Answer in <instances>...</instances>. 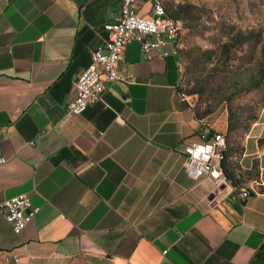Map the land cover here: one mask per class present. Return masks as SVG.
<instances>
[{
  "label": "crops",
  "instance_id": "crops-1",
  "mask_svg": "<svg viewBox=\"0 0 264 264\" xmlns=\"http://www.w3.org/2000/svg\"><path fill=\"white\" fill-rule=\"evenodd\" d=\"M120 11L121 0H0V202L27 195L39 209L18 235L0 213V254L17 264H264V149L245 143L226 159L251 192L243 201L231 181L217 190L187 175L184 147L203 140L204 121L181 93L179 49L147 60L128 43L119 73L133 83L107 84L66 116ZM136 14L150 18V4L138 1Z\"/></svg>",
  "mask_w": 264,
  "mask_h": 264
},
{
  "label": "rangeland",
  "instance_id": "rangeland-1",
  "mask_svg": "<svg viewBox=\"0 0 264 264\" xmlns=\"http://www.w3.org/2000/svg\"><path fill=\"white\" fill-rule=\"evenodd\" d=\"M164 6L169 13L181 7L190 10V21L174 18L182 23L177 41L182 64L180 89L192 101L195 111H212L203 119L202 130L214 125L224 137L225 149L219 165L227 146L233 154L240 153L245 143L249 152L257 151V146L264 149V81L257 89L245 88L255 74L264 46V0H164ZM227 36L234 38L233 51L225 67H216ZM192 91L200 94L191 95ZM229 118L235 127L232 132H228ZM228 181L225 178L223 186ZM239 189L235 187L236 191ZM240 190L249 193L245 199L251 196L248 189ZM0 264L17 263L0 254ZM67 264L100 263L79 256Z\"/></svg>",
  "mask_w": 264,
  "mask_h": 264
},
{
  "label": "built area",
  "instance_id": "built-area-1",
  "mask_svg": "<svg viewBox=\"0 0 264 264\" xmlns=\"http://www.w3.org/2000/svg\"><path fill=\"white\" fill-rule=\"evenodd\" d=\"M144 1L151 6V17L142 18L136 14V4ZM107 38L103 46L94 51L90 64L77 78L73 99L68 103L66 116L81 115L89 105L101 100L105 85L124 82L119 73V64L123 59L125 47L130 42L138 44L147 60H151L155 50H161L163 57L173 55V38H177L182 23H173L164 19L157 10L156 0H121V11L117 18L105 25ZM211 129L202 130L201 142H194L184 147V168L187 175L198 180L208 178L215 189L225 184L218 159L221 157L223 135ZM6 158L0 153V165ZM241 200L249 193L237 190ZM38 207L32 205L27 195H18L0 202V213L11 226L14 234H20L38 213ZM17 263V259H13Z\"/></svg>",
  "mask_w": 264,
  "mask_h": 264
},
{
  "label": "trees",
  "instance_id": "trees-1",
  "mask_svg": "<svg viewBox=\"0 0 264 264\" xmlns=\"http://www.w3.org/2000/svg\"><path fill=\"white\" fill-rule=\"evenodd\" d=\"M166 12H167L168 16L173 17V18L183 19L185 22L190 21L191 18H192L190 10H188L186 8H183V7H181V9L176 10V11H174L172 13H169L168 10H166ZM232 38L227 36V41L221 45L220 54H221V58L222 59H219L220 62L217 63L216 67L220 66L221 68H223V67H225L228 64L229 55L233 51V46H234L233 44H231V42L234 40V38L233 39ZM207 60H209V57L207 58ZM263 81H264V46L261 47V49H260V59H259L257 65L255 67V74L253 75L251 80L248 83L245 84V88L247 90L257 89L263 83ZM190 94L191 95H197V94H200V92L192 91V92H190ZM211 112L212 111H210L209 109H206L205 111H202V112H197V111L194 110V114H195V117H196L197 120L204 119L205 117L210 115ZM233 130H235V127L233 126L232 119L229 118L228 132H232ZM232 153H234V152H232L231 147L227 146L225 152L223 153V159L221 161L220 166H221V170H222V173L224 174L225 178L227 180L231 181L232 185H234L236 187V185L234 183V180H233V173H232V171L229 170V165L226 162V159Z\"/></svg>",
  "mask_w": 264,
  "mask_h": 264
},
{
  "label": "bare ground",
  "instance_id": "bare-ground-1",
  "mask_svg": "<svg viewBox=\"0 0 264 264\" xmlns=\"http://www.w3.org/2000/svg\"><path fill=\"white\" fill-rule=\"evenodd\" d=\"M156 2H157V10L159 11V13L161 14V16L164 19H167V20H169V21H171L173 23H180V20H177V19H174V18H171V17L167 16L163 0H156ZM180 34H181V30L179 31V33L177 35V38H173V55L178 54V48L176 47V43H177V41L179 39ZM221 148H222V152H223V150L225 149L224 137H223V139L221 141Z\"/></svg>",
  "mask_w": 264,
  "mask_h": 264
}]
</instances>
